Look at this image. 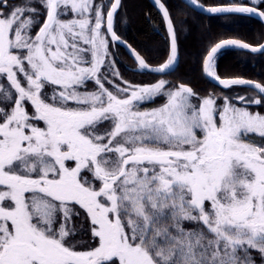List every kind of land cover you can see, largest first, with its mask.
Masks as SVG:
<instances>
[{"label": "snow or ice", "instance_id": "snow-or-ice-1", "mask_svg": "<svg viewBox=\"0 0 264 264\" xmlns=\"http://www.w3.org/2000/svg\"><path fill=\"white\" fill-rule=\"evenodd\" d=\"M189 4L262 22L201 27L204 94L175 75L197 18L169 0L145 13L154 55L124 0H0V264H264V70L219 63L264 61V0Z\"/></svg>", "mask_w": 264, "mask_h": 264}, {"label": "trees", "instance_id": "trees-1", "mask_svg": "<svg viewBox=\"0 0 264 264\" xmlns=\"http://www.w3.org/2000/svg\"><path fill=\"white\" fill-rule=\"evenodd\" d=\"M169 2L174 9L182 8L190 16L197 18V23L189 21L190 31L182 37L180 66L175 75L185 76L201 94H204L214 86L200 75L199 65L195 61V53L202 40L201 27L207 25L208 34L212 37H217L220 34L225 36L238 34L246 39H252L261 30L262 22L256 18L239 17L225 21L220 16H205L187 6L182 0H169ZM202 2L207 4L210 0H202ZM124 3L130 19V23L123 26L126 38L130 42L133 40L141 41L145 47L149 48L150 55L163 52L160 32L155 31L145 19V13L153 10L152 3L149 0H124ZM153 15L154 19L158 20L154 11ZM120 54L122 57L128 58L123 49H120ZM153 63L156 61L153 60ZM219 63L221 73L227 75L245 73L251 78H256V73L264 70V61L257 59L254 65L251 54L243 57L239 50H228ZM129 74L131 79L148 80L153 78L152 74L148 76H138L131 72Z\"/></svg>", "mask_w": 264, "mask_h": 264}, {"label": "flooded vegetation", "instance_id": "flooded-vegetation-1", "mask_svg": "<svg viewBox=\"0 0 264 264\" xmlns=\"http://www.w3.org/2000/svg\"><path fill=\"white\" fill-rule=\"evenodd\" d=\"M121 49H123L122 47H121ZM124 50V49H123ZM125 51V50H124ZM126 52V51H125ZM122 57V56H121ZM124 60H126L127 61V63L129 64V65H131V59L128 57V58H125V57H122ZM131 73H133V72H131ZM125 75L127 76V77H129L130 78V74H129V72L128 71H126L125 70ZM144 75H149V74H144ZM149 78V77H148ZM206 81H208L210 84H212L214 87H216L213 83H211L209 80H207L206 78H204ZM149 80V79H148ZM217 90H220V91H226V90H223V89H217Z\"/></svg>", "mask_w": 264, "mask_h": 264}, {"label": "water", "instance_id": "water-1", "mask_svg": "<svg viewBox=\"0 0 264 264\" xmlns=\"http://www.w3.org/2000/svg\"><path fill=\"white\" fill-rule=\"evenodd\" d=\"M151 3H153V0H149ZM187 6H189L190 8H192L193 10H195L190 4H189V0H182ZM197 11V10H195ZM198 12V11H197ZM202 14V13H201ZM205 15V14H203ZM205 16H209V15H205ZM258 19V18H256ZM259 20V19H258ZM124 49V48H123ZM125 50V49H124ZM126 51V50H125Z\"/></svg>", "mask_w": 264, "mask_h": 264}]
</instances>
